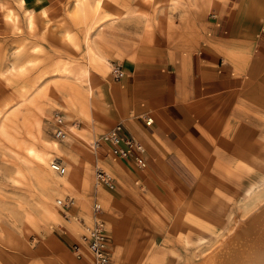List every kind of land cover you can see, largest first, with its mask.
Returning <instances> with one entry per match:
<instances>
[{
    "label": "rangeland",
    "instance_id": "obj_1",
    "mask_svg": "<svg viewBox=\"0 0 264 264\" xmlns=\"http://www.w3.org/2000/svg\"><path fill=\"white\" fill-rule=\"evenodd\" d=\"M99 1L91 6L88 0H74L76 10L68 15L78 34L80 19L83 21V61L79 60L76 36L63 31L62 19L46 21L48 9L41 0L35 6L43 17L38 15L42 29L33 28L34 9L22 15L28 29L20 30L13 9L3 14L11 32L6 34L0 27V264H65L70 255L78 260L72 248L76 237L70 243L63 240L70 235L56 202L70 195L75 199L74 209L91 211V200H80L79 192L72 190L80 176L65 161L79 160L86 182L81 194L89 198L90 183L92 192L96 188L94 167L88 159L92 141L84 130L77 131L73 121L78 120L80 101H86L81 105L85 116H89L87 109L96 106L93 95L98 85L91 79L92 70L105 74L113 69L100 22L148 17L131 10L121 13L113 7L110 14L96 20L105 0ZM18 4L22 8L26 0ZM101 91L99 97L105 95ZM57 113L65 122L63 141L53 136L52 120ZM254 116L248 113L244 141H234L232 136L230 151L219 150L194 174H180L176 182L181 188L172 196L159 202L157 196L147 194L137 205L124 206L131 218L130 245L123 257L127 264H205L207 259L253 242L259 225L264 226V97L262 113ZM54 142L57 149H52ZM29 151L45 157L44 164ZM56 159L66 165L63 176L48 168ZM59 177L72 181L62 186L57 184ZM142 193L143 187L139 188ZM112 233L116 241L126 235L121 225L112 228ZM83 252L87 259L81 262L87 264Z\"/></svg>",
    "mask_w": 264,
    "mask_h": 264
},
{
    "label": "crops",
    "instance_id": "obj_2",
    "mask_svg": "<svg viewBox=\"0 0 264 264\" xmlns=\"http://www.w3.org/2000/svg\"><path fill=\"white\" fill-rule=\"evenodd\" d=\"M14 1L0 0L1 30L6 34L11 32L3 20L9 8L18 14L20 30L28 29L22 19L27 9H34L33 28L42 29L36 0H26L22 8L19 0ZM88 2L92 6L95 0ZM41 3L48 9L46 21L62 19L63 31L76 36L79 60L83 61V21L80 19L78 34L68 17L76 10L74 0H41ZM113 7L121 13L131 10L148 17L138 15L100 22L101 33L108 39L109 63L117 65L125 76L115 80L110 70L104 74L93 69L91 79L100 87L94 90L93 103L103 110L94 106L87 109L89 116H85L81 105L86 101H80L78 120L72 125L78 132L84 130L90 141H94L121 124L143 146L145 166L139 169L132 159L129 160L133 163L113 159L103 145L98 150L89 147L88 159L93 170L99 168L111 174L115 190L109 191L95 182L92 192L90 180L88 198L81 194L86 182L78 167L79 160L65 161L80 176L72 190L79 192L80 200H91V211L87 214L73 206L69 220L62 215L70 235L63 240L70 243V238L77 237L83 225L92 223V204L97 203L112 261L127 264L124 258L130 245L131 218L124 206L131 202L137 205L147 194L157 196L155 200L159 202L164 196H172L181 188L176 182L180 174H194L219 150L230 151L228 143L232 136L234 141H244L248 113L254 117L262 113L264 0H150L148 3L105 0L96 20L110 14ZM92 53L100 57L94 50ZM101 88L105 95L99 97ZM91 89L89 86V92ZM141 187L143 193L139 194ZM117 225L123 226L126 233L120 241L112 233ZM65 264L85 263L70 255Z\"/></svg>",
    "mask_w": 264,
    "mask_h": 264
},
{
    "label": "built area",
    "instance_id": "obj_3",
    "mask_svg": "<svg viewBox=\"0 0 264 264\" xmlns=\"http://www.w3.org/2000/svg\"><path fill=\"white\" fill-rule=\"evenodd\" d=\"M115 80L122 78L120 68L115 65L111 71ZM53 122V136L57 140H64L67 136L63 129L65 125L63 116L55 114ZM92 150H98L102 145L106 148L113 159L129 160L132 159L135 165L139 168L145 166L143 159L144 148L131 135H129L121 124H116L113 128L101 134L97 139L90 143ZM50 170L63 176L67 169L60 160H52L49 163ZM95 182L99 186H104L110 190L114 188V179L110 174L101 169L95 171ZM56 204L61 208L63 217L69 220L68 215L70 209L75 205L72 197H65L62 200H57ZM101 208L97 203L92 204V223L83 225L81 232L77 235L75 242L72 245L75 257L78 260L83 259V251L88 253L87 264H114L111 257L108 237L105 233V225L100 218ZM80 224V222H78Z\"/></svg>",
    "mask_w": 264,
    "mask_h": 264
},
{
    "label": "bare ground",
    "instance_id": "obj_4",
    "mask_svg": "<svg viewBox=\"0 0 264 264\" xmlns=\"http://www.w3.org/2000/svg\"><path fill=\"white\" fill-rule=\"evenodd\" d=\"M148 124H151L149 120H148ZM52 146H53L52 149H57V144L55 142L52 144ZM30 152L32 156H34L40 164H44L43 159L45 157L43 158V157L37 156L32 151H29L28 153ZM48 168L50 170L49 164H48ZM57 181H58L57 184L66 186V185H69L72 180L71 179L69 180L67 177H59ZM260 227L261 225H259V231L256 232V234L254 235L253 242H251L250 244L248 243L249 245L242 244L239 248H235L233 251L226 253L223 256L219 255L218 257L216 256H214L213 258L210 257L211 258L210 261H208L209 259H207L206 261L207 263L205 264H264V229H263L264 226L261 228ZM85 255L88 256L87 253ZM83 259L86 260L87 258L83 257ZM86 262L88 263V260Z\"/></svg>",
    "mask_w": 264,
    "mask_h": 264
}]
</instances>
